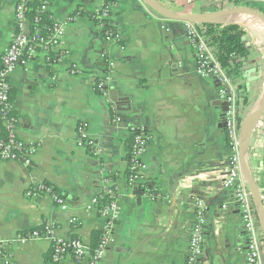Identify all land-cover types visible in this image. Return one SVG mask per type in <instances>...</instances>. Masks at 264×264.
<instances>
[{"label": "crops", "instance_id": "obj_1", "mask_svg": "<svg viewBox=\"0 0 264 264\" xmlns=\"http://www.w3.org/2000/svg\"><path fill=\"white\" fill-rule=\"evenodd\" d=\"M18 1L0 0V62L14 35ZM156 1L179 14L238 7L231 0ZM103 6L104 0H50L49 9L53 19L64 22L78 10L96 14ZM255 6L264 10L263 4ZM111 17L119 41L104 38L88 17H76L59 50L38 52L11 74L17 135L37 152L29 166L0 161V239L15 264H46L49 239L20 243L18 237L48 223L55 225L56 239L79 238L91 249L93 232L102 231L106 220L87 208L113 185L120 217L115 241L100 264H185L196 200L207 206L201 264H245L240 212L234 191L222 183L230 150L216 81L197 75L186 23L163 18L141 0H118ZM243 28L252 52L237 80L250 99L241 106L242 127L264 91V48L259 47L264 33L256 31L264 30ZM108 62L114 64L111 71ZM248 73L254 79L250 87ZM107 75L108 95L99 94L96 81ZM79 125L98 155L80 146ZM134 127L144 128L150 139L142 159L150 193H138L128 182ZM248 166L263 198L264 118L251 137ZM41 183L64 193L68 208L62 210L46 194L27 198V191ZM74 218L80 223L72 224ZM259 228L264 249L260 223ZM65 263L75 264L69 255Z\"/></svg>", "mask_w": 264, "mask_h": 264}, {"label": "built area", "instance_id": "obj_2", "mask_svg": "<svg viewBox=\"0 0 264 264\" xmlns=\"http://www.w3.org/2000/svg\"><path fill=\"white\" fill-rule=\"evenodd\" d=\"M33 0H19L14 14V35L11 44L1 57L0 62V118L2 126L7 130L6 140H0V161H17L25 166H29L37 152L35 147H27L17 135L18 119L12 117V102L10 100L11 74L18 66H25L28 60L35 57L38 52L50 54L59 50L66 33V27L73 20L70 17L67 21L59 22L55 20L54 26L50 29V35L44 37L41 30L35 26V33L31 34L30 23L27 19L28 6ZM239 6L264 5V0H231ZM42 12H50V0H40ZM118 0H104V6L98 14L99 19L111 20L112 11ZM186 37L188 42L194 47L197 61V75L202 79H212L216 81L217 97L220 103L227 104L225 113V132L229 140L230 157L223 179V185L232 189L234 203L240 212L243 232L246 237L245 264H264V249L262 247L259 217L255 208L251 190L244 180L241 171V123L238 85L228 74L226 68L218 61L214 49L209 45L208 38L202 24L186 22ZM115 40L113 38H108ZM109 63L112 70L114 64ZM110 78L97 80L96 91L100 94L108 95ZM117 120V119H116ZM80 136V146L87 147L93 155H98L99 150L95 142L88 136L83 125L78 126ZM133 140L132 149L128 159L129 177L128 182L131 187H138L145 183L143 171L145 164L143 156L149 146V136L142 127L132 129ZM50 195L55 203L62 210H66V200L61 195L53 193L52 188L45 183L33 185L26 193L27 198L40 195ZM105 199V200H103ZM264 199V197H263ZM89 211L98 210L101 217L106 220L103 228L102 239L97 249L91 254L81 239L76 238L71 241H63L53 236L55 225L48 223L45 230L35 229L18 237L20 243H25L41 238L51 241L53 248V264H66V257L78 258L81 264H100L104 259L107 249L114 243V230L120 217L118 206V191L113 185L106 187L102 193L97 195L87 208ZM207 206L203 200H196L194 204V223L191 228L189 244L187 249V259L185 264H201L204 258L205 249V226H206ZM72 224H79L77 218L71 220ZM7 245L0 239V259L3 264H15L7 250Z\"/></svg>", "mask_w": 264, "mask_h": 264}, {"label": "trees", "instance_id": "obj_3", "mask_svg": "<svg viewBox=\"0 0 264 264\" xmlns=\"http://www.w3.org/2000/svg\"><path fill=\"white\" fill-rule=\"evenodd\" d=\"M239 6L238 3H235ZM41 2L40 0H33L29 6H28V12H27V19L30 23V31L31 34L35 33V26L34 24L36 21L37 28L41 30V35L44 37H47L50 35V29L54 26L55 19H53V16L50 12H42L41 11ZM255 6V5H248V7ZM255 9V8H253ZM256 10V9H255ZM76 17H88L92 22L95 23L97 30L100 32V34L108 39L113 38L115 40L119 41V33L117 29V25L113 22V20H102L99 19L98 14H92L85 12L83 10H78L72 15V18ZM203 28L205 30V35L208 38L209 45L214 49L216 53V57L218 61L223 65L224 68H226L228 74L230 77L233 78V80L237 84V80L241 78V70L247 65L248 59L250 58L252 49L250 45L247 43L245 37L246 32L245 29L239 25H217V24H204ZM97 92L100 94V92L97 90ZM238 93H239V109L241 111V106H248L250 103L249 99V93L246 92V88L239 89L238 87ZM243 94L244 96L240 98V94ZM14 99V94L11 91L10 93V100L11 102ZM12 117L16 118L15 113L12 112L10 114ZM241 120V118H240ZM2 120L0 118V129H1V136L0 140L4 141L7 138L8 132L7 130L2 126ZM132 140L133 135L131 134V138L128 142V158L131 153L132 149ZM227 142L229 144V140L227 138ZM47 187L52 188L53 193H59L61 195L62 199H65L64 193L58 191L53 186L45 183ZM152 183L149 180H145V183L143 185H139L137 187L138 193H150ZM105 200V199H103ZM47 224L42 226L41 228H38L40 231L45 230ZM103 232H93L92 234V244H91V254L92 252L97 249L99 246V243L101 242ZM53 248L50 249V252L47 255L46 258V264H53ZM75 264H81L80 260L78 258H75L74 260Z\"/></svg>", "mask_w": 264, "mask_h": 264}, {"label": "water", "instance_id": "obj_4", "mask_svg": "<svg viewBox=\"0 0 264 264\" xmlns=\"http://www.w3.org/2000/svg\"><path fill=\"white\" fill-rule=\"evenodd\" d=\"M146 6L151 8L155 13L159 14L165 19H169L172 21H181V22H192L196 24H217V25H239L243 27L242 25L238 23H228L225 20L228 18H233L237 16H243V17H250L256 19L261 25L264 26V16L260 14L255 9H252L250 7H237L235 9L227 10V11H220L215 13H209V14H179L174 13L170 10H167L160 6V4L156 0H141ZM245 73L244 69L241 70V73ZM245 78L248 80L247 86L250 85L251 82H253L254 79L249 77V73ZM250 87V86H249ZM113 102L118 105L119 101L117 99L112 98ZM223 110V127L225 128V113L227 111V104L221 103ZM264 118V91L261 95L259 101L256 103V105L253 107L252 112L250 116L248 117L246 123L241 125V171L242 176L244 180L247 182L251 193L253 202L255 205V208L258 213L259 217V223L261 230L264 234V200L262 198L261 192L258 189V186L256 184V181L254 177L252 176L249 166H248V160H249V150H250V143H251V137L254 133V131L259 126L260 122L263 121ZM137 193V192H136Z\"/></svg>", "mask_w": 264, "mask_h": 264}, {"label": "bare ground", "instance_id": "obj_5", "mask_svg": "<svg viewBox=\"0 0 264 264\" xmlns=\"http://www.w3.org/2000/svg\"><path fill=\"white\" fill-rule=\"evenodd\" d=\"M228 23H238L240 25H242L243 27H247V28H263L261 27L262 25L254 18H250V17H243V16H237V17H233V18H228L227 20H225ZM264 30V28H263ZM258 33H264L263 31H258L256 30Z\"/></svg>", "mask_w": 264, "mask_h": 264}, {"label": "rangeland", "instance_id": "obj_6", "mask_svg": "<svg viewBox=\"0 0 264 264\" xmlns=\"http://www.w3.org/2000/svg\"><path fill=\"white\" fill-rule=\"evenodd\" d=\"M251 8V7H250ZM255 8L258 12L264 13V10L260 6H252V9ZM261 49L264 48V45L262 44L259 46ZM264 54V51L262 52Z\"/></svg>", "mask_w": 264, "mask_h": 264}, {"label": "flooded vegetation", "instance_id": "obj_7", "mask_svg": "<svg viewBox=\"0 0 264 264\" xmlns=\"http://www.w3.org/2000/svg\"><path fill=\"white\" fill-rule=\"evenodd\" d=\"M239 7V6H238Z\"/></svg>", "mask_w": 264, "mask_h": 264}]
</instances>
